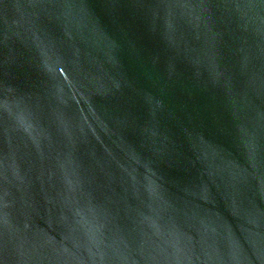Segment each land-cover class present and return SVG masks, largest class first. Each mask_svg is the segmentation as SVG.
<instances>
[{
	"label": "water",
	"instance_id": "95a60500",
	"mask_svg": "<svg viewBox=\"0 0 264 264\" xmlns=\"http://www.w3.org/2000/svg\"><path fill=\"white\" fill-rule=\"evenodd\" d=\"M0 264H264V0H0Z\"/></svg>",
	"mask_w": 264,
	"mask_h": 264
}]
</instances>
